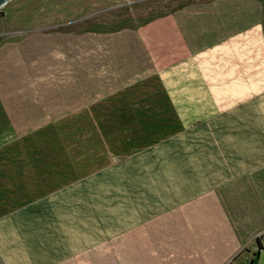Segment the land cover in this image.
I'll return each instance as SVG.
<instances>
[{"label":"rangeland","instance_id":"374dc122","mask_svg":"<svg viewBox=\"0 0 264 264\" xmlns=\"http://www.w3.org/2000/svg\"><path fill=\"white\" fill-rule=\"evenodd\" d=\"M243 134L251 140L246 153L264 147V0L0 6V247L7 254L28 246L30 235L43 238L34 242L43 248L70 247L85 219L151 215L162 220L150 222L144 244L183 251L164 264H264V249L237 247L251 246L247 235L224 238L228 230L206 218L209 204L239 186L206 164L227 153L237 167ZM209 176L222 181L206 189ZM218 213L237 215L236 204ZM106 228L82 248H108ZM143 240L119 247H147Z\"/></svg>","mask_w":264,"mask_h":264},{"label":"crops","instance_id":"0c3cea01","mask_svg":"<svg viewBox=\"0 0 264 264\" xmlns=\"http://www.w3.org/2000/svg\"><path fill=\"white\" fill-rule=\"evenodd\" d=\"M244 135L245 134L242 136ZM247 137L248 136L239 138L242 139V141L238 144L236 157L238 159L237 167H235V163H231L229 154L227 153L220 154L219 160H221V163L217 162L215 165L212 160V162L208 161L206 164L207 171H216V173H220L224 177L223 181L229 184H231L230 182L232 181H239L238 189L234 193L222 195V203L218 204L214 201L212 205L209 204L207 213L209 212L210 215L206 216V218L208 222L220 224L221 226L219 229L224 232L226 229L228 230L224 238L231 233H243L244 236L247 235L246 239L249 244L252 243L253 245L251 244V246H249L242 244L240 247L237 246L240 251L246 246L251 247L252 250L256 248V234L253 235V233L262 230L261 228L264 225V147H253L251 153H246L245 147H248V142H251ZM260 141L261 139L258 137H253V142L258 143ZM257 150L258 152H256ZM251 166L253 167L251 168ZM247 170H250V172L247 173ZM245 175L249 177L246 178ZM208 181L209 184L206 185V189L210 186L218 185L217 183L222 180L219 178L213 181V176H209ZM224 197L227 198V201ZM229 204H236L237 215H230L228 213L223 219L219 213L217 214L218 209ZM214 218H221V221ZM186 219L187 218L184 220L188 221ZM85 220L86 221H82L84 227H82L81 233L78 234L77 231L78 235H74L73 238L67 240V244H64L70 247H61L60 249L55 247L43 248L45 247V242H43L41 246L34 242L44 239L30 235L29 242L26 241L24 243L29 244L28 246L31 248L28 246H16L15 248L17 249L7 254L6 250H2L0 247V256H2L3 261L6 257L7 259L10 258L13 264H30V262H35V264H54L55 258L57 257L61 258V262L63 259V264H164V260L166 259L163 257L179 256L182 255L180 254L181 252L183 253L181 247L179 249L166 247L164 243H159V241H154V243L150 244L146 240L144 244V231L150 229L148 225L151 221L156 224L160 223L162 216L115 214L110 215L108 218L94 217V219ZM177 225L180 226L179 224ZM104 228L110 231L108 248L102 249L98 246L96 248H82L84 244L87 246L88 241L91 240L90 236L93 237V235L99 234V231H102ZM83 229L86 231H83ZM84 233L88 235L86 238L82 237ZM128 237H132V239ZM194 237L197 238V235H194ZM124 239H129L127 246H129L130 240L134 245L136 239H142V243L147 247L140 249L119 247V245L124 244ZM196 240H198V238ZM78 241L81 244L79 245L81 248H77L76 250L75 244H77ZM98 242H100V239ZM98 242H92V246L98 245ZM35 246L40 248L35 249ZM26 248L30 249L19 250ZM173 249L177 250L176 253L170 252ZM184 255H188V253ZM141 257L143 263L139 262V258ZM181 257L184 256L182 255Z\"/></svg>","mask_w":264,"mask_h":264},{"label":"built area","instance_id":"2783aa9c","mask_svg":"<svg viewBox=\"0 0 264 264\" xmlns=\"http://www.w3.org/2000/svg\"><path fill=\"white\" fill-rule=\"evenodd\" d=\"M256 246H262L260 250L264 249V229L256 233Z\"/></svg>","mask_w":264,"mask_h":264},{"label":"trees","instance_id":"16d2710c","mask_svg":"<svg viewBox=\"0 0 264 264\" xmlns=\"http://www.w3.org/2000/svg\"><path fill=\"white\" fill-rule=\"evenodd\" d=\"M262 246H256V248L254 249V253H258L259 252V250H260V248H261ZM251 260H252V258H251Z\"/></svg>","mask_w":264,"mask_h":264},{"label":"water","instance_id":"95a60500","mask_svg":"<svg viewBox=\"0 0 264 264\" xmlns=\"http://www.w3.org/2000/svg\"><path fill=\"white\" fill-rule=\"evenodd\" d=\"M6 0H0V6L5 2Z\"/></svg>","mask_w":264,"mask_h":264}]
</instances>
